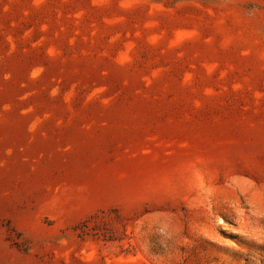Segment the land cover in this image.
Masks as SVG:
<instances>
[{
	"label": "rangeland",
	"instance_id": "obj_1",
	"mask_svg": "<svg viewBox=\"0 0 264 264\" xmlns=\"http://www.w3.org/2000/svg\"><path fill=\"white\" fill-rule=\"evenodd\" d=\"M0 264H264V0H0Z\"/></svg>",
	"mask_w": 264,
	"mask_h": 264
}]
</instances>
